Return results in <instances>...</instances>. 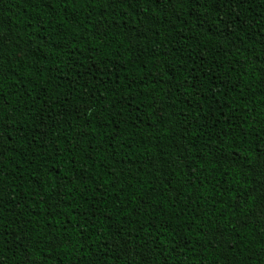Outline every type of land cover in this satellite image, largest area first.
<instances>
[{
  "label": "trees",
  "instance_id": "1",
  "mask_svg": "<svg viewBox=\"0 0 264 264\" xmlns=\"http://www.w3.org/2000/svg\"><path fill=\"white\" fill-rule=\"evenodd\" d=\"M261 160L264 0H0V264H264Z\"/></svg>",
  "mask_w": 264,
  "mask_h": 264
},
{
  "label": "rangeland",
  "instance_id": "2",
  "mask_svg": "<svg viewBox=\"0 0 264 264\" xmlns=\"http://www.w3.org/2000/svg\"><path fill=\"white\" fill-rule=\"evenodd\" d=\"M259 72V67L258 66H255L253 64H250L248 65L246 68H245V73L250 77V79L252 81H254L255 79V75H257Z\"/></svg>",
  "mask_w": 264,
  "mask_h": 264
},
{
  "label": "snow or ice",
  "instance_id": "3",
  "mask_svg": "<svg viewBox=\"0 0 264 264\" xmlns=\"http://www.w3.org/2000/svg\"><path fill=\"white\" fill-rule=\"evenodd\" d=\"M260 164L262 167H264V160H261L260 161ZM259 214L264 217V208H261L260 211H259Z\"/></svg>",
  "mask_w": 264,
  "mask_h": 264
}]
</instances>
